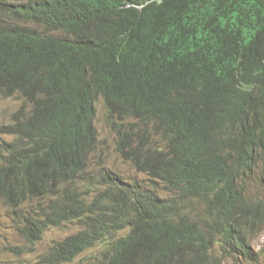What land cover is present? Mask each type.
I'll list each match as a JSON object with an SVG mask.
<instances>
[{
    "label": "trees",
    "instance_id": "trees-1",
    "mask_svg": "<svg viewBox=\"0 0 264 264\" xmlns=\"http://www.w3.org/2000/svg\"><path fill=\"white\" fill-rule=\"evenodd\" d=\"M0 13V97L23 101L0 121V201L32 207L17 226L32 246L81 226L38 264L96 247L84 264L258 261L264 0H0ZM100 99L121 158L167 195L87 172Z\"/></svg>",
    "mask_w": 264,
    "mask_h": 264
},
{
    "label": "rangeland",
    "instance_id": "rangeland-1",
    "mask_svg": "<svg viewBox=\"0 0 264 264\" xmlns=\"http://www.w3.org/2000/svg\"><path fill=\"white\" fill-rule=\"evenodd\" d=\"M14 1V0H13ZM7 18L0 13V22ZM44 30L43 28H38ZM56 36H60L61 32H54ZM23 101L19 98H2L0 97V121L9 123L13 113L18 111ZM96 127L99 134V146L96 154L91 158L88 171L92 176L99 172V169L105 168L107 171H114L121 174L128 182L135 181L144 183L148 186L158 188L159 193L167 195L163 185L152 182L151 179L139 173L130 163L125 162L117 152V135L111 127V121L108 119L107 107L103 99L97 102ZM6 140H12L11 137H4ZM249 194L257 199L264 197V177L261 175L249 182ZM34 207V205H33ZM32 207H24L21 211H14L4 205L0 201V264H38L40 256L48 251L55 242H60L68 236L81 231V226L77 223H70L62 227H55L47 230L41 241L34 246L30 245L23 239L17 230L22 215L30 211ZM122 233L120 235H125ZM253 250L258 258L257 262L249 261L244 258L226 259L223 264H264V229L253 237ZM20 248V251L26 253L21 254L19 250L12 252L11 249ZM101 247L89 250L79 257L72 264L89 263L87 261L90 256L99 254Z\"/></svg>",
    "mask_w": 264,
    "mask_h": 264
},
{
    "label": "bare ground",
    "instance_id": "bare-ground-1",
    "mask_svg": "<svg viewBox=\"0 0 264 264\" xmlns=\"http://www.w3.org/2000/svg\"><path fill=\"white\" fill-rule=\"evenodd\" d=\"M165 57H167V56H165ZM30 95V94H29Z\"/></svg>",
    "mask_w": 264,
    "mask_h": 264
}]
</instances>
